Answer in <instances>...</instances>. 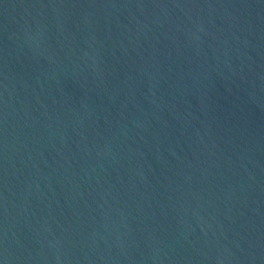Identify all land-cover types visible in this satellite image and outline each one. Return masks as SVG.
I'll return each mask as SVG.
<instances>
[{"label":"water","instance_id":"water-1","mask_svg":"<svg viewBox=\"0 0 264 264\" xmlns=\"http://www.w3.org/2000/svg\"><path fill=\"white\" fill-rule=\"evenodd\" d=\"M0 264H264V0H0Z\"/></svg>","mask_w":264,"mask_h":264}]
</instances>
